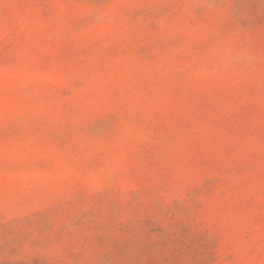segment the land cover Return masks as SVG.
<instances>
[{
  "label": "rangeland",
  "instance_id": "obj_1",
  "mask_svg": "<svg viewBox=\"0 0 264 264\" xmlns=\"http://www.w3.org/2000/svg\"><path fill=\"white\" fill-rule=\"evenodd\" d=\"M0 264H264V0H0Z\"/></svg>",
  "mask_w": 264,
  "mask_h": 264
}]
</instances>
